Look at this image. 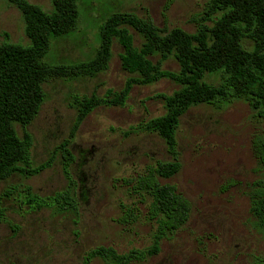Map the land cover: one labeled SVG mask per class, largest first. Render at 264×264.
Here are the masks:
<instances>
[{"label":"rangeland","instance_id":"obj_1","mask_svg":"<svg viewBox=\"0 0 264 264\" xmlns=\"http://www.w3.org/2000/svg\"><path fill=\"white\" fill-rule=\"evenodd\" d=\"M46 11L52 0H28ZM209 0H80V21L72 35L54 41L47 61L52 64L87 60L99 47V27L114 12H131L151 18L169 31L195 32L192 18ZM29 45L22 13L9 0H0V41ZM136 44L141 38L132 30ZM117 42L109 69L95 78L51 79L44 84L46 100L27 128L34 139L35 165L52 161L32 177L15 174L0 183V197L10 187L31 186L40 196L68 187L58 148L69 138L77 117L71 106L75 94L104 95L121 90L132 75L121 62ZM164 69L177 71L168 60ZM180 88L167 79L134 87L126 106L102 107L81 124L71 149L77 180V214L55 213L50 208L31 210L19 194L0 198L7 221L0 220V264H85L87 254L99 247L118 253L144 249L153 242L156 222L149 219L147 202L132 190L138 175L156 161H173L165 141L154 133L132 132L141 122L165 113L158 94L171 95ZM20 134L22 129L17 127ZM264 130L251 107L234 101L224 109L202 105L190 109L178 131L180 172L162 184L174 185L192 203L186 226L163 240L161 252L132 264H264V236L251 222L250 185L259 178L252 139ZM130 218L123 221L125 208ZM89 264H106L95 258Z\"/></svg>","mask_w":264,"mask_h":264},{"label":"trees","instance_id":"obj_2","mask_svg":"<svg viewBox=\"0 0 264 264\" xmlns=\"http://www.w3.org/2000/svg\"><path fill=\"white\" fill-rule=\"evenodd\" d=\"M9 2L22 13L30 43H13L6 32L0 41V183L17 173L25 177L38 175L52 164H34V139L27 129L46 100V82L55 78H95L106 72L116 42L123 48L122 67L132 76L119 91L108 89L104 95L71 97L77 117L69 138L58 148L68 181L65 190L43 197L31 186H12L0 198L14 199L19 194L31 210L50 208L58 214H77L78 185L72 171L76 158L71 146L81 124L98 108L126 106L137 85L171 80L180 88L171 95H157L165 102V113L131 129L157 134L173 157L170 162L156 161L130 182L134 183V193L147 202L149 219L157 224L153 242L147 248L124 254L99 246L87 254L85 264L95 258L106 264H132L158 255L163 240L183 229L192 214L191 201L174 185L161 182L177 175L182 167L178 140L182 117L202 105L221 110L234 101H244L264 122V0H209L203 12L192 18L195 32L181 28L165 31L149 17L114 12L99 27V47L93 56L67 64H52L46 59L54 41L78 29L80 0H52L51 11L28 0ZM132 30L140 36V46ZM170 59L179 64L177 71L163 68ZM252 145L259 178L248 190L251 222L264 236V130L254 134ZM122 218L126 222L131 219L128 207ZM0 220L7 221L1 206Z\"/></svg>","mask_w":264,"mask_h":264}]
</instances>
